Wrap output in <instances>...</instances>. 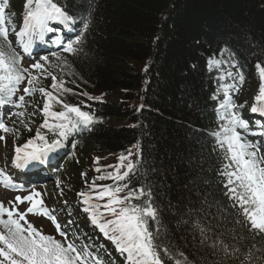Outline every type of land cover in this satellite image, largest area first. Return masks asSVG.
<instances>
[{"label":"trees","instance_id":"obj_1","mask_svg":"<svg viewBox=\"0 0 264 264\" xmlns=\"http://www.w3.org/2000/svg\"><path fill=\"white\" fill-rule=\"evenodd\" d=\"M22 1L11 0L9 10L19 12ZM57 2L75 17L69 31L75 40L82 38V44L76 54L48 60L47 71L72 89L57 94L65 103L96 117L91 152L79 161L89 165L85 170L74 165L85 175L72 190L88 189L84 185L93 174L90 156H102L103 174L95 179L102 191L125 183L128 187L119 193L121 197L142 187L152 190L160 220L149 221V229L159 230L155 242L166 264H175L181 251L193 264H219L222 254L213 256L200 244L197 227V222L206 226L213 219L208 213H217L216 207H209L214 203L228 207V219L220 220L222 227L215 232L227 233L222 239L240 249L239 260L232 264H264V238L231 223L236 210L222 194L223 162L213 153L218 146L212 135L218 130L213 74L205 66L208 58L223 56L238 66L248 83L255 66L264 67V0ZM84 20L89 22L87 31ZM52 110L63 109L53 101ZM38 128L27 136L33 138ZM122 155L127 157L125 167H120ZM130 162L136 168L127 180L115 179L117 169L122 174ZM109 174L112 178L100 179ZM145 199L131 203L142 204ZM0 231H6L3 225ZM100 232L89 231L83 244L86 254L128 264L127 254ZM75 239L83 242L80 236ZM165 247L173 259L163 252Z\"/></svg>","mask_w":264,"mask_h":264},{"label":"snow or ice","instance_id":"obj_2","mask_svg":"<svg viewBox=\"0 0 264 264\" xmlns=\"http://www.w3.org/2000/svg\"><path fill=\"white\" fill-rule=\"evenodd\" d=\"M8 7V0H0V105L12 103V97L18 86L25 80L28 84V87L24 88L25 94L31 96L39 91L46 98L40 109L44 120L40 128L37 129L36 136L15 149V160L18 167H26L33 162L44 164L51 153L64 147V141L69 135L81 127L88 128L96 121V117L92 113L82 110L80 106L70 105L60 98V95L72 92V89L64 87L63 80L58 81L56 75L47 71L45 64L48 62V57L42 58L44 63L36 62L31 65L32 69L39 70V75H33L28 68L21 66L23 58L12 48L9 27L6 26V22L11 24L13 19L11 15H6ZM25 8L27 12L23 18L21 29L16 31L15 25H11V31L19 38L25 52L30 51L37 39L42 41L46 33L54 31L50 27L52 23L69 27L76 23L75 17L70 15L57 0H26ZM88 27L89 22L84 20L83 30L87 31ZM58 43H62V41H58ZM81 44L82 38L69 41L64 45L63 50L70 54H76L80 51L78 46ZM57 58L59 59V57ZM216 63L226 64L228 61L221 60ZM259 72L261 79L264 80V67H259ZM228 75L232 74L229 72ZM40 76L51 77V91L44 87L36 88L34 86L39 82ZM237 76L242 84L243 74L237 73ZM230 88L238 91L235 85L225 86V98L220 102V109L223 111L220 120L226 121V123L220 124L219 130L212 132L216 143L224 149L223 168L220 175L226 178V182L223 183V188L226 191L222 194L229 198L232 202L231 208L236 210L235 213H232L231 223L246 228L250 234L264 238V153H261L259 147L249 142L244 135L249 130L250 124L239 112L235 111L238 106L229 93ZM18 100L19 104L16 106L24 107L25 96H19ZM255 100L257 103L251 108V112L264 114V83L261 84ZM53 101L61 105L63 110L53 111ZM16 115L23 116L24 113L20 112ZM40 129H48L52 133V138L49 139ZM0 130L15 131L8 128L2 121H0ZM0 139L3 138L0 137ZM125 159L127 157L123 155L120 157V167H125L123 164ZM98 160L99 158H97V162ZM135 168L136 165L130 162L126 165L127 170L122 174L117 169L115 179L127 180ZM99 170L97 169V171ZM0 176L4 177L6 187L11 185V178L5 176L2 170H0ZM105 178H112V175L100 177V179ZM95 187L94 181L93 188ZM127 187V183L115 188L105 187L103 191L97 193L98 199L109 197L103 205L90 204L93 197L84 192L79 193L83 198L82 202L86 205L84 211L90 213L91 222L115 243L117 249L127 254L129 264H166L161 255L160 245L155 242L159 230L154 232L149 229V221L159 222L160 220V211L152 199V190L142 187L130 191L128 195L119 196L118 194ZM39 195L40 193L37 192L27 197H16L15 200L21 203L25 200L31 202L33 196ZM141 197L147 198L144 203H131L132 200H138ZM42 203L40 201V204ZM204 204H208L207 197L204 199ZM209 207H216L217 213L215 215L208 213L213 216V219L208 221L206 226H201L197 222L200 232L199 242L201 245L207 246L213 256L222 254L223 258L219 264H232L233 259L239 260L237 253L240 249L231 246L222 239L227 233L215 232L216 228L222 227L219 221L228 219V216L225 215L228 207L218 203L209 205ZM101 208L103 211H100ZM36 211L49 215L55 221V216L51 215L48 209H37L36 203H32V206L27 209L28 213ZM5 212L8 218H0V225H3L6 230L0 231V245H2L0 247V258H2L0 264H86L87 256L90 254L78 251L74 243L65 244L53 236L44 235L30 224L27 228L23 227L20 220L24 219L27 213H20L19 219H14L13 210L4 208L3 203L0 202V216ZM105 213L112 216V219L101 222L100 218H103ZM237 213L239 218L236 217ZM56 227L60 231L59 223L56 224ZM60 235L66 238L67 233L60 231ZM235 238V236L232 237V239ZM163 252L168 254L169 259L174 258L171 255V249L165 247ZM251 256L252 253L249 252L248 258L250 259ZM179 257L175 259V264H193L184 252H179ZM213 264L216 262L214 261ZM240 264H244V262L241 261Z\"/></svg>","mask_w":264,"mask_h":264},{"label":"rangeland","instance_id":"obj_3","mask_svg":"<svg viewBox=\"0 0 264 264\" xmlns=\"http://www.w3.org/2000/svg\"><path fill=\"white\" fill-rule=\"evenodd\" d=\"M11 25H15V28H18L16 29V31H19L22 26V24H20V22H18L17 19L14 18L12 19L11 24H8L6 22V26H8L9 28H11ZM56 30L57 29H55V31ZM9 32V38L14 43H18L19 40L11 31V29H9ZM34 56V53L27 55V57L24 58L25 61H23V66L24 68H28L33 75H39L36 74V69L31 68V65L38 62V60L40 59H37ZM209 67L210 69H215L217 67L219 68L220 64H217L216 61H211L209 63ZM229 72L232 74V71L229 70L222 73L224 81L223 87L225 88V86L235 85V88L238 89V91L232 88L229 89V93L232 92L236 97L235 104L238 107H240V105L243 106L244 104V109L250 107L256 101L255 97L258 95L259 88L261 86L262 79L258 68L255 70L254 75L250 77V86H245L243 85V83L241 84L233 74L229 76ZM46 80L47 79L44 76H40L39 82L34 86L36 88H40L42 87L41 81L45 82ZM25 87H28L27 80H25L18 86V89L12 99V105H0L4 107V109H1L0 111V121L6 124L8 128L15 130L13 132H5L3 130H0V137L3 138L0 139V170H2L4 175H8L13 179L11 185L6 187L4 183V177L0 176V202L3 203L4 208L13 210L14 219H19L20 213H27L24 217V222H28L35 228L38 226V228L36 229L44 235L53 236L55 239L60 240L61 242H66L67 244L69 242L67 241L68 238L61 236L62 238L60 239L58 237V235L60 236V231L57 230L56 224L59 223L61 231H64L68 234L69 229H71L74 239L76 238V236H80L81 239H83L84 237L88 236L89 231H91L92 229L100 230L97 225H94L91 222L90 213L84 211V208L86 206L80 207V209L76 212L77 214H81V217H76L77 214L71 215V212L68 211L70 209H74L78 204V201L73 195L74 191L71 188L73 184H77L78 178L80 179V181L82 180L85 173L83 174L81 172H77L76 169L66 167V164L62 165L61 167L59 165L55 167V169H49V173L46 171L39 172V174H37V179H41V181L34 180V182H36L37 184L35 183L36 185H34L31 189L26 188V185L24 184L20 185V181L18 179L24 178L22 174L31 175L33 172H35L34 166L36 165V162L28 164L26 167H21L20 171H12V159L14 158L13 156H16L14 150L16 149V147L24 145L23 135L28 134L35 126L39 125V121L36 119L40 117V113H37L36 109H39L40 104L44 103L38 99L40 96H42L39 91H36L33 95L29 96L24 93ZM21 95L25 96L24 107H17L16 105L19 104L18 97ZM20 112L27 114L29 117H27L25 120V115H16ZM33 113H35V115H33ZM5 114L8 115V117L3 116L2 118V115ZM28 119H32L33 123L28 121ZM82 147V152L84 154H88L91 150L90 140H85ZM85 157L87 156H80L81 159H85ZM97 158H99L98 161H100V159H102V156H98ZM97 169L103 170L104 168L98 167ZM99 174H103V172H100ZM18 185L23 188V192H19L16 189ZM37 192L40 193V195L33 196V201L31 202L25 200L23 203H21L15 200L16 197H27ZM85 193L93 197L92 200L95 204L103 205L106 203L104 199L101 200L97 198V193L99 192ZM40 201H42L43 203L40 204ZM32 203H36L37 209H48L49 212L55 216V221H53L50 216H46L39 211H36L37 213H39V215L34 212L28 213L27 209L32 206ZM66 211H68L67 215L64 216V213ZM75 211L76 210H74L73 212ZM100 211H103V209L101 208ZM3 217V219L8 218L6 212L3 213ZM108 219H112V216L104 215L103 218H100L101 222H104ZM24 222H22V219L20 220L21 225L27 228L28 226Z\"/></svg>","mask_w":264,"mask_h":264},{"label":"bare ground","instance_id":"obj_4","mask_svg":"<svg viewBox=\"0 0 264 264\" xmlns=\"http://www.w3.org/2000/svg\"><path fill=\"white\" fill-rule=\"evenodd\" d=\"M73 25V24H72ZM60 31L59 30H56L55 32H53L51 35H46L42 41L47 42V38L50 37V36H53V35H56L57 33H59ZM69 34L72 35V33L69 31ZM59 37V41H62V43H67L69 42L68 39L65 37V36H58ZM53 40H56V39H53ZM22 53V52H21ZM258 115V114H256ZM254 115V117L256 116ZM47 174V173H46Z\"/></svg>","mask_w":264,"mask_h":264}]
</instances>
